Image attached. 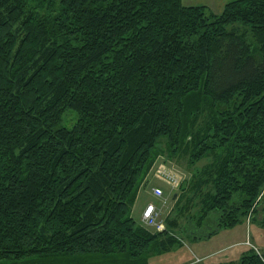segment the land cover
I'll return each mask as SVG.
<instances>
[{"label":"trees","instance_id":"trees-1","mask_svg":"<svg viewBox=\"0 0 264 264\" xmlns=\"http://www.w3.org/2000/svg\"><path fill=\"white\" fill-rule=\"evenodd\" d=\"M159 157L161 230L132 215ZM259 210L264 0H0V264H151Z\"/></svg>","mask_w":264,"mask_h":264},{"label":"rangeland","instance_id":"rangeland-1","mask_svg":"<svg viewBox=\"0 0 264 264\" xmlns=\"http://www.w3.org/2000/svg\"><path fill=\"white\" fill-rule=\"evenodd\" d=\"M228 1L231 0H183V3L187 5L206 4L208 5L209 12L220 13ZM74 116L73 112L68 111L64 115L62 124L71 127L75 121ZM158 159L160 162L157 163V167L151 171L149 189H141L133 207L132 215L137 221H141L142 206L146 201L151 200L155 204H158V199H161L160 197L157 199L155 198L152 191V186L154 185H161L163 187V197L167 195L168 198L167 206H171L174 203L173 200H170L169 202L172 188L167 185V182L162 177L152 175L154 170H157L158 166L166 160L161 157ZM175 168L177 167L175 166ZM162 211L164 215L165 207ZM263 217L264 210H259L252 220L249 218H242L235 226L221 228L209 237L205 235L212 230L214 223L205 224L202 229H199L198 232L200 233V237H192L185 233H181V236L184 239L183 242L165 253L153 256L151 258V264H208L211 262H238L242 255L251 251L252 246H255L261 252H264ZM161 219L163 220V218Z\"/></svg>","mask_w":264,"mask_h":264},{"label":"built area","instance_id":"built-area-1","mask_svg":"<svg viewBox=\"0 0 264 264\" xmlns=\"http://www.w3.org/2000/svg\"><path fill=\"white\" fill-rule=\"evenodd\" d=\"M155 175L162 177L173 188L178 187L184 178L183 172L174 167H170L165 163H162L158 166ZM153 194L162 198L164 189L161 186H155L153 187ZM165 201L166 200L164 199V202ZM142 219L144 223L155 227L156 229L161 230L164 228V222L161 219V209L152 202L149 203L144 209Z\"/></svg>","mask_w":264,"mask_h":264},{"label":"crops","instance_id":"crops-1","mask_svg":"<svg viewBox=\"0 0 264 264\" xmlns=\"http://www.w3.org/2000/svg\"><path fill=\"white\" fill-rule=\"evenodd\" d=\"M149 202H151V200L146 201V203L142 206V211L144 210V208L146 207V205H147Z\"/></svg>","mask_w":264,"mask_h":264}]
</instances>
